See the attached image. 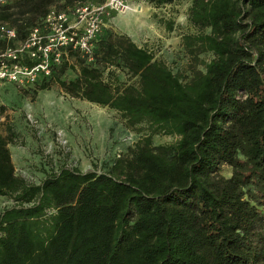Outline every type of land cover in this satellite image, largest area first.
<instances>
[{"label":"trees","instance_id":"trees-1","mask_svg":"<svg viewBox=\"0 0 264 264\" xmlns=\"http://www.w3.org/2000/svg\"><path fill=\"white\" fill-rule=\"evenodd\" d=\"M76 1L92 0H8L0 22L22 39L49 7ZM189 1L195 32L182 46L210 58L188 79L110 32L99 34L92 61L69 51L34 83L53 82L147 132L101 171L61 167L32 183L14 171L6 127L0 196L12 204L0 210V264H264V0ZM68 67L75 75L65 80ZM153 134L175 140L154 145ZM223 163L228 177L216 174Z\"/></svg>","mask_w":264,"mask_h":264},{"label":"rangeland","instance_id":"rangeland-1","mask_svg":"<svg viewBox=\"0 0 264 264\" xmlns=\"http://www.w3.org/2000/svg\"><path fill=\"white\" fill-rule=\"evenodd\" d=\"M137 22H145L146 49L154 57L177 73L182 80L189 78L192 70H201L202 63L210 58L207 52H197L189 55L182 46V36L192 34L195 29L188 24L186 15L188 2L180 0L156 9L146 0H133ZM137 9V10H135ZM141 11H145L144 14ZM129 12V11H128ZM125 13L108 12L102 18L101 35L110 32L122 33L123 23L119 18ZM170 20L174 26L172 34H166L169 39L166 44L160 42L163 36L156 33L161 30L158 20ZM131 21V19H130ZM158 34V35H157ZM68 59V64H75ZM119 81L136 84V78L129 76L124 70L113 69ZM75 75L71 68L65 69L61 78L67 80ZM105 76V70H102ZM11 86L0 92V133L10 128L14 136L9 147L15 159V173L26 182L38 183L51 171L61 167H72L84 172L88 170L101 171L110 162L115 153L120 157L129 153L134 142L143 134L146 128L143 124L135 128L125 127L123 120L113 110L104 106L89 103L82 99L68 96L57 84L51 82L50 88L36 90L35 86ZM175 136L153 134L152 144L170 143ZM232 168L221 164L216 174L228 177ZM12 204V201L0 197V210Z\"/></svg>","mask_w":264,"mask_h":264},{"label":"built area","instance_id":"built-area-1","mask_svg":"<svg viewBox=\"0 0 264 264\" xmlns=\"http://www.w3.org/2000/svg\"><path fill=\"white\" fill-rule=\"evenodd\" d=\"M6 1L0 0V4ZM133 3V0H92L76 1L62 8L51 6L22 39H16L12 26L0 22V40L4 42L0 47V88L8 83L19 87L34 85L49 76L54 66L67 60L69 51L86 62L92 61L103 16L108 12L132 11ZM119 156L115 153L113 157Z\"/></svg>","mask_w":264,"mask_h":264},{"label":"crops","instance_id":"crops-1","mask_svg":"<svg viewBox=\"0 0 264 264\" xmlns=\"http://www.w3.org/2000/svg\"><path fill=\"white\" fill-rule=\"evenodd\" d=\"M180 1V0H179ZM175 2H178V1H175ZM188 2V6H189V0H187ZM149 3V2H147ZM151 5H153L152 3H149ZM171 3H168V4H162V5H158V6H155L156 9L160 8L161 6H167V5H170ZM145 11H141L142 14H144ZM135 14L131 11L129 12H126V14L124 15H121L119 18L121 19L122 23H123V26H122V32L127 35L131 41H133L137 46H141V47H146V44H145V41H147L146 39H143V35H145V33H148L150 35V39L153 38V34L149 31L150 29H146L144 30L145 26H142V25H148L147 23L145 22H137V20L135 19ZM131 19V21H130ZM167 22H170V20H167L166 22L164 20H158V23L161 24V30L162 31H157L156 33L161 34L163 35L160 39V42L163 43V44H166L167 41H169V39L165 38V35L166 34H172L174 32V26H173V23L171 22V28L168 29L167 28ZM157 34V35H158ZM10 83L8 84H4L1 88H0V92H2L4 90L3 93H5V90L7 89L8 91H10V88L11 86L9 85ZM7 147H8V150H9V155H10V159H11V162L13 164V167H14V170H15V159L13 157V153L11 151V148L9 147V145L7 144ZM1 197V196H0Z\"/></svg>","mask_w":264,"mask_h":264},{"label":"bare ground","instance_id":"bare-ground-1","mask_svg":"<svg viewBox=\"0 0 264 264\" xmlns=\"http://www.w3.org/2000/svg\"><path fill=\"white\" fill-rule=\"evenodd\" d=\"M135 10H137V9H135Z\"/></svg>","mask_w":264,"mask_h":264}]
</instances>
